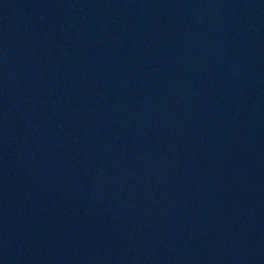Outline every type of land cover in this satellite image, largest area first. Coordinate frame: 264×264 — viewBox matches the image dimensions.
<instances>
[{"label": "water", "instance_id": "water-1", "mask_svg": "<svg viewBox=\"0 0 264 264\" xmlns=\"http://www.w3.org/2000/svg\"><path fill=\"white\" fill-rule=\"evenodd\" d=\"M0 264H264V0H0Z\"/></svg>", "mask_w": 264, "mask_h": 264}]
</instances>
